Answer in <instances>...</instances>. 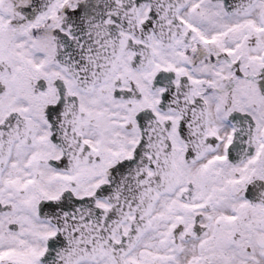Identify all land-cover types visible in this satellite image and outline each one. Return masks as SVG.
Here are the masks:
<instances>
[{
	"label": "snow or ice",
	"instance_id": "1",
	"mask_svg": "<svg viewBox=\"0 0 264 264\" xmlns=\"http://www.w3.org/2000/svg\"><path fill=\"white\" fill-rule=\"evenodd\" d=\"M0 264H264V0H0Z\"/></svg>",
	"mask_w": 264,
	"mask_h": 264
}]
</instances>
